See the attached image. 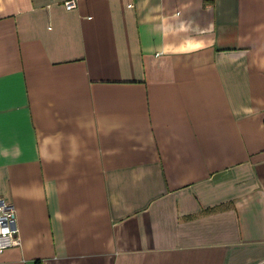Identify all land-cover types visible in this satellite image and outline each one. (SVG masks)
<instances>
[{"label":"crops","instance_id":"1","mask_svg":"<svg viewBox=\"0 0 264 264\" xmlns=\"http://www.w3.org/2000/svg\"><path fill=\"white\" fill-rule=\"evenodd\" d=\"M0 194V264H264V0H0Z\"/></svg>","mask_w":264,"mask_h":264},{"label":"built area","instance_id":"2","mask_svg":"<svg viewBox=\"0 0 264 264\" xmlns=\"http://www.w3.org/2000/svg\"><path fill=\"white\" fill-rule=\"evenodd\" d=\"M68 8H75V2H68ZM17 213L12 204L0 194V254L20 245Z\"/></svg>","mask_w":264,"mask_h":264},{"label":"bare ground","instance_id":"3","mask_svg":"<svg viewBox=\"0 0 264 264\" xmlns=\"http://www.w3.org/2000/svg\"><path fill=\"white\" fill-rule=\"evenodd\" d=\"M70 2H74V1H70Z\"/></svg>","mask_w":264,"mask_h":264}]
</instances>
